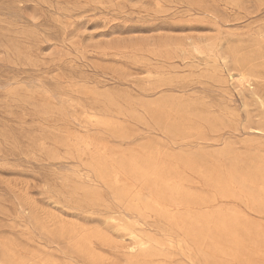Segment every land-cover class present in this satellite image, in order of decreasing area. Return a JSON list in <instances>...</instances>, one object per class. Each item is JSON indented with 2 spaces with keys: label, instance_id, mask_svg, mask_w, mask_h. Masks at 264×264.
I'll return each instance as SVG.
<instances>
[{
  "label": "rangeland",
  "instance_id": "rangeland-1",
  "mask_svg": "<svg viewBox=\"0 0 264 264\" xmlns=\"http://www.w3.org/2000/svg\"><path fill=\"white\" fill-rule=\"evenodd\" d=\"M133 165L184 178L202 245L153 211L124 229ZM263 225L264 0H0L8 234L63 264H144L134 236L156 264H264Z\"/></svg>",
  "mask_w": 264,
  "mask_h": 264
},
{
  "label": "bare ground",
  "instance_id": "bare-ground-1",
  "mask_svg": "<svg viewBox=\"0 0 264 264\" xmlns=\"http://www.w3.org/2000/svg\"><path fill=\"white\" fill-rule=\"evenodd\" d=\"M148 167L149 168L133 165L132 172L136 175L138 182H140L138 188L135 187L132 182H126L125 179H121L119 170H114L112 174L113 183L120 187L119 193L116 194V198H125L127 201H134L131 213L136 217L135 223L128 221L123 222L122 225L124 229L134 235L135 229H133L132 225L145 223L147 217H149L150 213L153 211L158 215L162 214L169 218L174 224L183 227L187 236L191 237L199 245H202L203 241L206 239V221L210 216L208 215L207 217V212L206 214L199 213L194 216L188 211H180L182 207L190 208V205L195 201L194 196L188 192L184 185V178H179L176 182L171 183L168 181L169 179L162 178L160 166L149 165ZM150 171L152 172V176L149 174ZM158 178H162L164 180L163 183H158ZM202 202L203 199L199 198L198 203L202 204ZM170 206H173L176 210L173 211L169 209L168 207ZM14 207L17 209V205H14ZM37 224L42 228L48 227L47 221H38ZM25 228L30 229V227ZM134 237L138 238L139 247L144 252V257H147L144 264H156V259L166 256L163 243L152 238L146 239L143 236ZM74 245H76V243H74ZM150 247H152V249H150ZM0 264H63V262L59 250L47 253L41 248L23 246L22 239L8 234L6 230L0 226Z\"/></svg>",
  "mask_w": 264,
  "mask_h": 264
}]
</instances>
